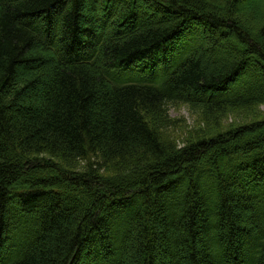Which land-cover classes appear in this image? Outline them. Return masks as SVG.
<instances>
[{
    "label": "trees",
    "instance_id": "obj_1",
    "mask_svg": "<svg viewBox=\"0 0 264 264\" xmlns=\"http://www.w3.org/2000/svg\"><path fill=\"white\" fill-rule=\"evenodd\" d=\"M243 1L0 0V264H264V121L165 133L264 105Z\"/></svg>",
    "mask_w": 264,
    "mask_h": 264
},
{
    "label": "rangeland",
    "instance_id": "obj_2",
    "mask_svg": "<svg viewBox=\"0 0 264 264\" xmlns=\"http://www.w3.org/2000/svg\"><path fill=\"white\" fill-rule=\"evenodd\" d=\"M262 2L263 0H245L239 6V13L241 16L244 15V13L248 12H245L246 9L254 4H257V8L262 9ZM262 12L260 10L259 14H255L258 21L262 17ZM244 16H246L244 20L247 26L250 23L254 25V19L250 14ZM219 51L229 52L232 50L227 47H221ZM166 110L170 126L165 130V133L179 147L204 138L208 139L218 135L229 136L243 126H250L264 121V105L257 106L251 110L228 112L219 121L211 123L206 122L201 111H196L186 104H171Z\"/></svg>",
    "mask_w": 264,
    "mask_h": 264
}]
</instances>
